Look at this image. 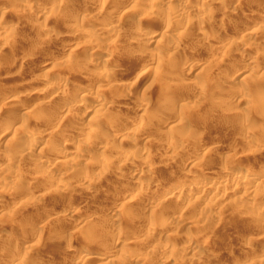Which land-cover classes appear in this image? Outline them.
Masks as SVG:
<instances>
[{"label": "rangeland", "instance_id": "1", "mask_svg": "<svg viewBox=\"0 0 264 264\" xmlns=\"http://www.w3.org/2000/svg\"><path fill=\"white\" fill-rule=\"evenodd\" d=\"M1 1L0 26L8 23L13 33L9 43H0V113L4 115L0 153L6 155L0 158V169L10 170L0 192V264L20 260L23 264H264V260L253 262L264 248V196L245 199L240 190L230 197L223 193L238 188L237 181L223 193L218 183L233 169L258 173V181L264 184V34L246 36L259 27L258 21L264 24L263 0H190L192 8L182 14L184 21L172 27L165 17L167 13L176 15L172 5L177 1L171 6L163 0ZM198 7L203 10L196 12ZM47 8L52 11L40 26L34 19ZM107 22H113L120 33L84 43L87 37L77 32L83 24ZM211 23L218 38L201 33ZM150 34L164 35L167 42L149 43L145 38ZM175 42L183 46L177 52L172 49ZM95 53L107 54L108 64L119 70L98 79L87 75L85 66ZM46 75L50 81L85 86L76 102L73 100L75 105L85 99L109 103V107L89 112L77 107L71 114L52 102L39 114L36 103L42 98L32 95L20 96L10 107L2 106V97L29 84L38 87H34L37 92H45L36 85ZM225 83L226 88L221 89ZM230 86L244 92L245 99L240 101ZM202 88L207 90L204 96ZM164 96L182 98L173 108L167 104L168 98L162 101ZM21 117L38 120L37 125L22 132ZM180 119L187 127L173 126ZM143 121L157 128L143 125ZM82 126H88L89 132L81 133ZM121 126L125 132L118 133ZM54 129L67 140L54 141L48 135ZM135 134L148 142L144 148H126L136 162L125 163L118 156L119 147H126ZM29 136H36L40 146H30ZM88 139L92 140L90 146ZM47 140L52 141L51 149L42 152ZM101 140H108L104 148ZM79 147H87L86 152L79 155ZM23 148L28 154L22 155ZM40 151L44 158L35 162ZM68 159L76 161L62 180L67 186L55 191L52 184L56 180L46 174L57 178L58 169L65 167L62 162ZM143 159L152 166L146 167ZM139 168L142 177L148 173L158 185H147L134 196L139 175L131 173ZM202 172L215 182L205 193L197 192L203 184L194 177ZM87 178L99 181L95 191L84 186ZM179 182H186L187 187L180 196L171 197L169 188ZM14 187L13 194L8 193ZM28 193L34 196L28 198ZM123 193L129 198L118 200ZM153 193L158 198L148 202ZM252 201L261 208L250 209ZM140 216L143 221L134 223ZM111 218L125 223L126 228L119 231ZM150 224L163 233L159 240L146 233ZM167 238L172 241L171 252L161 250ZM189 240L198 242L201 258L186 250ZM122 241L132 246L128 252L113 248ZM76 247L89 255L73 256Z\"/></svg>", "mask_w": 264, "mask_h": 264}, {"label": "bare ground", "instance_id": "2", "mask_svg": "<svg viewBox=\"0 0 264 264\" xmlns=\"http://www.w3.org/2000/svg\"><path fill=\"white\" fill-rule=\"evenodd\" d=\"M1 1V0H0ZM4 1V0H3ZM28 1V0H27ZM31 2H32V0H30ZM61 1H63V0H61ZM130 1V0H129ZM140 1V0H139ZM152 1V0H151ZM164 1V3H167V4H169V5H167V6H171V4L170 3H172V1H177V4H175V5H172L173 7H174V11H175V13H176V15L173 17V16H171L170 14L168 15V13H167V17H165V19L166 20H168L169 22H167L168 24H170L171 26H169V27H172L173 25H175V24H177L176 22H181V20H182V14L185 12V11H187V10H189L190 8H192L191 6H192V4H191V6H190V4H189V1L190 0H163ZM205 1H208L209 2V0H203V2L205 3ZM257 1V0H256ZM2 2V1H1ZM263 2H264V0H263ZM33 3V2H32ZM134 3H136V0H135V2ZM154 3V2H153ZM152 3V4H153ZM156 3V2H155ZM159 3H161V2H159ZM163 3V2H162ZM34 4V3H33ZM32 4V5H33ZM38 4V3H37ZM138 4V3H137ZM2 5V4H1ZM31 5V4H30ZM34 6V5H33ZM204 6V5H203ZM226 6V5H225ZM201 7V6H200ZM200 7H198V8H196L195 9V11L196 12H200V11H202L203 9L202 8H200ZM228 7V6H227ZM234 7H235V5H234ZM234 7H233V9H234ZM194 8V7H193ZM230 8V7H229ZM224 9H225V7H224ZM223 9V10H224ZM103 10V9H102ZM227 10H228V8H227ZM227 10H226V12H227ZM50 11H52V9L51 10H48V8L46 9V10H44V11H42L40 14H39V16L36 18V19H34V21H38V23H39V25H40V23L43 25V24H45L46 23V21H48V15L50 14ZM230 11H233V10H231L230 9ZM6 13V11L4 10V11H2V16L4 15ZM78 13V12H77ZM98 13V12H97ZM101 13V12H100ZM228 13V12H227ZM174 14V13H173ZM224 14V13H223ZM223 14H222V16L221 17H223ZM97 15V14H96ZM99 15V14H98ZM221 15V14H220ZM226 15V14H225ZM246 15H249V14H246ZM244 16V15H243ZM96 17V16H95ZM226 17V16H225ZM241 17V16H240ZM220 19V18H219ZM219 19H217V20H219ZM249 19V18H248ZM97 20V19H96ZM215 20V19H214ZM221 20V19H220ZM219 20V21H220ZM241 20V19H240ZM244 20V19H243ZM242 20V21H243ZM257 20V19H256ZM32 21V20H31ZM81 21V20H80ZM98 21V20H97ZM182 21H184V20H182ZM222 21V20H221ZM220 21V22H221ZM224 21V20H223ZM225 21H226V19H225ZM241 21V22H242ZM248 21V20H247ZM263 21V20H262ZM9 22V21H8ZM67 22V21H66ZM82 22H84V21H82ZM95 22V21H94ZM101 22V21H100ZM227 22V21H226ZM245 22V21H244ZM243 22V23H244ZM253 23H254V21H252ZM256 22V21H255ZM69 23V22H68ZM86 23V22H85ZM103 23V22H102ZM246 23V22H245ZM252 23V24H253ZM6 24H8V23H6ZM6 24H5V26H0V43H1V45L2 46H4V44H7V43H9L10 42V40H11V33H13V31H12V26H10L11 27V29H10V27H7L6 26ZM63 24V23H62ZM95 24V23H94ZM118 24V23H117ZM196 24V23H195ZM199 24V23H198ZM227 24V23H226ZM242 24V23H241ZM66 25V24H65ZM197 25V24H196ZM231 25V24H230ZM256 25L257 26H259L257 29H255V30H252V31H250L249 33H247V35L246 36H249L250 38H257L261 33L260 32H262L263 34H264V24H262L261 22H257L256 23ZM41 26V25H40ZM243 26V25H242ZM214 27H215V24H213V23H211L209 26H206V28L203 30V31H201V33L204 35V37L206 36H217V38L219 37L218 36V34H217V32L215 33L214 32ZM220 26H218L217 28L218 29H222L221 27L219 28ZM224 27V26H223ZM77 28V27H76ZM174 28V27H173ZM138 29V28H137ZM11 30V31H10ZM40 32V31H39ZM77 32L80 34V35H82V36H84L85 38L87 37V39L86 40H83V42L85 41L86 43L87 42H89V43H91L90 41H94V40H96L97 41V39L99 40L100 39V37L102 36V35H105V36H113V35H117V33H120L119 32V30H117V26L113 23V22H107V23H105V24H103V25H101V26H98L97 24H95V25H85V24H83V25H81V27H78L77 28ZM76 32V33H77ZM149 32V31H148ZM36 33V32H35ZM51 33V32H50ZM152 33V32H151ZM260 33V34H259ZM246 34V33H245ZM224 36V35H223ZM22 38H24L23 36H22ZM249 38V39H250ZM20 39V38H19ZM145 39H147V41L150 43V42H155V43H161V42H167V38H165V36L164 35H161V36H157V34L156 35H151L150 34V36L148 35ZM112 40V39H111ZM226 40V39H225ZM21 41V40H20ZM19 41V42H20ZM23 41V40H22ZM50 41V40H49ZM146 41V40H145ZM263 41V40H262ZM19 42H16V43H19ZM82 42V43H83ZM84 42V43H85ZM225 42V41H224ZM227 42V41H226ZM81 43V42H80ZM81 43V44H82ZM107 43V42H106ZM145 43H147V42H145ZM154 43V44H155ZM176 43V44H175ZM173 45V52H177V51H179V49L181 48V47H183V46H181L180 47V45H179V43L178 42H175ZM20 44H22V43H20ZM93 44V43H92ZM101 44V43H100ZM110 44V43H109ZM247 44V43H246ZM15 45V44H14ZM19 45V44H18ZM39 45V44H38ZM82 46V45H81ZM6 47V46H5ZM16 47H17V45H16ZM21 47V46H20ZM20 47H19V49H20ZM23 47V46H22ZM109 47V46H108ZM70 48V47H69ZM166 48V47H165ZM171 48V47H170ZM71 49V48H70ZM69 49V51H71V54H73L74 52V49L72 48V50H70ZM182 49V48H181ZM188 49V48H187ZM18 50V49H17ZM93 51H94V48H93ZM96 51V50H95ZM184 53V52H183ZM109 54V53H108ZM85 57V56H84ZM159 57V56H158ZM71 58V57H70ZM109 58L110 57H108V55L107 54H97V53H95L94 55H92L90 58H88L89 60H88V64H87V66H85V67H88L86 70H85V73L87 74V75H89V76H93L94 78H100V77H104V75H110L111 73H113L115 70H116V68H115V66L113 67V66H110L109 64H108V61H109ZM73 59V58H72ZM252 59V58H251ZM254 59V58H253ZM86 60H87V58H86ZM151 60H152V58H151ZM68 61V60H67ZM150 61V60H149ZM158 61V60H157ZM62 62V61H61ZM66 62V61H65ZM254 62H253V60H249V64H253ZM58 64V63H57ZM151 64V63H150ZM185 64V63H184ZM184 66V65H183ZM98 68H100L101 69V71H98L97 69ZM115 68V69H114ZM195 68V67H194ZM117 70H119V69H117ZM116 70V71H117ZM84 71V70H83ZM115 71V72H116ZM114 72V73H115ZM199 72V71H198ZM119 73V72H118ZM102 75V76H101ZM218 75V74H217ZM249 75L250 74H248L247 73V76H246V78L247 77H249ZM77 77V76H76ZM1 78V77H0ZM50 78V77H49ZM73 78V77H72ZM119 78V77H118ZM2 79V78H1ZM104 79V78H103ZM219 81V80H218ZM223 81H224V78H223ZM222 82V81H221ZM38 85H36V86H40V87H42V89H44V91L46 92H37L36 90H37V88L34 86L35 84L34 83H32V85L36 88V90L34 89V87H32L30 84L29 85H26V87L23 89L22 88V90H13V92L11 93V95H6V96H4V97H2V106L3 107H7L10 103H12L13 101H15L16 99H18L20 96H24V95H28V96H30V95H32V96H34L35 98H42V100L40 101L39 99H37V100H39V102H37L36 104H37V107H38V109H40L39 110V114H40V111L42 110L43 111V113H45L44 112V110H46V108L47 107H45L46 105H50L52 102H54V103H58L59 105H60V108H63V109H65V110H67V113L70 111V113H71V111L73 112V110L75 111V109L77 108V107H79V109L81 108V109H83V111L84 110H86L87 112H89L91 109H94L95 107H98V109H100L99 107H109V103H104V102H101V101H99L98 102V100L97 101H94V102H89V101H85V99H84V101H81V102H79V104L78 105H75L74 103H72L73 102V100H75V98L77 99V95L78 94H80L81 92H83L84 91V89H85V86H81V87H76V86H71V85H69V83H67V82H64V81H50L49 79H48V75H46V76H44L42 79L40 78V80H38ZM220 83V82H219ZM224 83V82H223ZM118 84H120V83H118ZM203 84V83H202ZM121 85V84H120ZM204 85V84H203ZM202 85V86H203ZM226 83L223 85V84H221L220 85V88L221 89H224V88H226ZM112 87V86H111ZM204 87V86H203ZM219 87V86H218ZM232 87V88H231ZM108 88H110V87H108ZM119 88V87H118ZM117 88V89H118ZM217 88V87H216ZM17 89V88H16ZM40 89V88H39ZM230 89L232 90V91H234V92H236V97H238L239 98V100L240 101H243L244 99H245V94H244V92H237L236 91V89H235V87L234 86H230ZM127 90V89H126ZM42 91V90H41ZM201 91V94L204 96V94L206 95V92H207V90H206V88H202V90H200ZM98 92V91H97ZM100 92V91H99ZM127 93V92H126ZM200 94V96H202ZM1 96H3V95H1ZM22 96V97H23ZM131 96V95H130ZM176 96H178L177 94H176ZM247 96V95H246ZM33 97V98H34ZM171 97H172V95H171ZM168 98V97H167ZM165 98V96L162 98V101H164V103L165 102H167L168 101V103L167 104H169V106H173V108H175L177 105H178V103L181 101V96H179V97H174V98ZM20 99V98H19ZM83 99V98H82ZM128 99H130V97L128 98ZM166 99H167V101H166ZM80 99H78V101H79ZM75 102H76V100H75ZM127 102L128 101H124V105H127ZM57 104V105H58ZM128 104H129V102H128ZM1 106V105H0ZM145 108H148L149 106H150V101L149 102H146L145 103ZM175 106V107H174ZM2 107V108H3ZM8 107H10V106H8ZM170 108V107H169ZM172 108V109H173ZM3 109H5V108H3ZM0 110H1V107H0ZM62 110V109H61ZM101 110V109H100ZM58 111V110H57ZM77 111H78V108H77ZM58 113H59V111H58ZM97 113V112H96ZM72 114V113H71ZM83 114V113H82ZM99 114V113H98ZM6 116V115H5ZM22 116V115H21ZM23 117V116H22ZM21 117V118H22ZM42 117H43V115H42ZM3 118H4V115H3V113L1 112L0 113V122L3 120ZM6 118V117H5ZM59 118V117H58ZM93 118V117H92ZM39 119V118H38ZM94 119V118H93ZM146 121V120H145ZM151 121V120H150ZM38 122V120L37 121H35L34 120V122L33 121H30V119L28 120V119H26V117L25 118H22L21 120H20V128L22 129V132H23V129H28V128H31V126L32 125H37L36 123ZM156 122V121H155ZM152 123V122H151ZM148 124H150L149 122H144L143 121V125H146V126H151V127H153V128H157V126L156 125H148ZM156 124V123H155ZM99 125V124H98ZM142 125V126H143ZM186 124H185V122H184V120H178L175 124H173V126L175 127H187V126H185ZM35 126H34V128H35ZM51 126V125H50ZM100 126V125H99ZM102 126V125H101ZM170 126H172V125H170ZM122 127V126H121ZM121 127H119L118 128V130H117V132L118 133H121V132H123L124 130H123V127L121 128ZM19 128V129H20ZM149 128V127H148ZM126 129V128H125ZM4 130V129H3ZM34 130V129H33ZM89 127L88 126H82L81 127V129L79 130L81 133H83V132H89ZM19 131V130H18ZM153 131V130H152ZM25 132V131H24ZM79 132V133H80ZM125 132V131H124ZM33 133V132H32ZM59 133V130L58 129H54V130H52L48 135H50L51 136V138H54V141L56 140V141H58V140H63L64 142H65V140H67V139H65V137L63 138L62 137V135H60V134H58ZM83 135V134H82ZM107 135V134H106ZM114 135V134H113ZM50 136L48 137V138H50ZM139 136V135H138ZM138 136H136V134L133 136V138L132 139H130V141H129V144L125 147H119V152H118V156H119V158H121L125 163H133L134 161L136 162V160H135V157H133V156H131V154H129V153H127V152H125V149L126 148H129V146H130V148L131 147H133V146H141V147H145L146 146V144H147V142H148V140H146L145 138L143 139V138H141L140 140H139V138H138ZM95 137V136H94ZM110 137V136H109ZM47 138V139H48ZM89 138H90V136H89ZM28 139V142H29V145L30 146H32V145H34V146H40V144H41V142H40V140H38L37 138H36V136L35 137H28L27 138ZM102 139V138H101ZM97 140V139H96ZM109 140V139H108ZM108 140L106 141H104V140H101V144H103L102 146H103V148L105 147V145L107 144V142H108ZM113 140V139H112ZM88 141V143H87V145L89 144V146L91 145L90 144V142H92V140H87ZM52 141L50 140H47V142H45V143H43L44 145H43V147H42V152H44V151H46V150H48L51 146H52V143H51ZM50 143H51V145H50ZM99 143V147L101 146V144ZM150 144V143H149ZM29 146V147H30ZM29 149V148H28ZM51 149V148H50ZM87 149V147H79V149H77L78 151H77V153H79V155H81L82 154V152L84 151V150H86ZM105 150V149H104ZM104 150H102V152H101V156H104V154H105V151ZM126 150H128V149H126ZM41 151H40V153L39 154H37V156H36V158H35V162H42V160H43V158H44V156H43V154L41 153ZM21 152H22V155L23 154H28V150H27V148H23L22 150H21ZM84 152H86V151H84ZM128 152H130V151H128ZM78 155V154H77ZM136 156V155H135ZM4 157H6V155H3V154H1L0 153V158H4ZM12 159V158H11ZM80 159V158H79ZM75 159H71V160H67V161H64V162H62V163H64L65 164V167L63 166V167H61V169H58V175H57V173H56V175H57V178H56V176H53V174L51 173H48V174H46V176L47 177H50L51 176V178L52 179H55L56 181H55V183H51L52 185H55V187L56 188H54V190L56 191V190H58V189H63V188H65L66 186H67V184H65L64 185V183H63V179H64V177L68 174V173H70L73 169H72V166L73 165H75ZM143 161V164L147 167V166H149V168L152 166L151 165V163L148 161V159H143L142 160ZM64 164H62V165H64ZM87 165H88V163H87ZM122 165H123V163H122ZM135 165V164H134ZM136 166H137V164H136ZM135 166V167H136ZM74 168V167H73ZM137 168V167H136ZM54 171V170H53ZM192 171V170H191ZM13 172V171H12ZM144 172V171H143ZM184 172V171H183ZM186 173H187V171H185ZM121 175L123 174L122 172H119ZM185 173V174H186ZM189 171H188V173L186 174V175H188L189 176ZM229 174H230V176H227V177H225L224 179H222V180H220L218 183H219V185H220V187L219 188H221L222 190V193H223V191L225 190V188L227 187L228 188V185H232V184H234L233 183V181H237V185H238V188H234L231 192H230V194H227L228 193V190L227 191H224L225 193H223V195L225 194V195H228V196H234V194H236V193H238L240 190H241V192H243L242 193V197L241 198H245V199H248V198H252V199H254V197L253 196H261L262 197V199H263V196H264V184L262 183V182H259L258 181V179H259V175H258V173H250V174H244V172L242 171V172H240V170L239 171H234L233 169L232 170H230L229 172H228ZM10 174V170L8 169V168H4V169H0V192H2V185H1V183H2V181L4 180V178H6L7 177V175H9ZM125 174V173H124ZM131 174H134L133 175V177L134 176H136V175H139V178L135 181V193H134V196H136L139 192H141V190L142 189H144V188H146V186L147 185H153V186H156L157 187V185H158V180L157 179H155V178H153V177H151L148 173H146L148 176L147 177H142V170L139 168V169H136L135 170V173H134V171H133V173H131ZM146 174H144V175H146ZM154 174V173H153ZM155 175V174H154ZM262 175V174H261ZM13 176V175H12ZM15 176V175H14ZM19 176V175H18ZM195 179H196V181H199L200 183H202L203 185H201L200 187H198V189H197V192H200V193H205L206 192V190L207 189H210V187L215 183L214 182V180L212 179V177H210L209 176V174L207 173V172H202V173H198V174H196L195 176ZM193 177V178H194ZM195 181V180H194ZM39 182V181H38ZM99 181L98 180H96V179H93V178H87L85 181H84V186L88 189V190H92V191H95V189H97V187H99ZM65 186V187H64ZM76 186V185H75ZM185 187H187V183L186 182H179L178 184H176V185H174V186H172L171 188H169V192H170V195H171V197H178V196H180L181 194H182V191H183V189L185 188ZM85 188V189H86ZM11 189V191L10 192H8V193H10V194H13L12 192L13 191H15V187L12 189V188H10ZM224 189V190H223ZM29 191V190H28ZM97 191V190H96ZM113 191H114V189H113ZM120 191V190H119ZM131 191V190H130ZM136 191H137V193H136ZM145 191V190H144ZM112 192V191H111ZM127 192V191H126ZM129 192V191H128ZM133 192V191H132ZM131 192V193H132ZM168 192V193H169ZM31 193V192H30ZM28 193L27 194V197L28 198H31V196H34V195H31V194H33V193ZM151 193V192H150ZM220 193V192H219ZM218 193V194H219ZM6 193H4V195H5ZM44 194V193H43ZM115 194H118V193H116L115 192ZM128 194V193H127ZM156 194V193H155ZM154 193L153 194H151V196L148 198V202H151V201H154V200H156V198H158V196L157 195H155ZM259 194V195H258ZM110 196H111V194H109ZM126 194L125 193H123L122 195L120 194L119 196H121V197H119V199L118 200H124L125 198H129V195L128 196H125ZM36 196V195H35ZM114 196V195H113ZM118 196V195H117ZM134 196H132V198L134 197ZM116 197V196H115ZM169 197V196H168ZM216 197V196H215ZM12 198V197H11ZM27 198V199H28ZM35 198V197H34ZM33 197H32V199H34ZM112 198V197H111ZM10 199V198H9ZM162 199V198H161ZM223 199H225V198H223ZM240 200V199H239ZM8 201H10L11 202V200H8ZM257 201V200H256ZM125 202V201H124ZM150 204V203H149ZM19 205V204H18ZM148 205V204H147ZM159 205V204H158ZM154 206H156V205H154ZM248 206H249V208L250 209H257L258 210V208H261V205H260V203H258V202H255V201H252L251 203H249L248 204ZM148 207H149V205H148ZM69 210V209H68ZM120 210V209H119ZM209 213V212H208ZM116 215V214H115ZM119 215V214H118ZM31 216V215H30ZM116 217V216H115ZM136 217V216H135ZM110 218V217H109ZM132 219V218H131ZM137 219V220H136ZM135 219V222L134 223H136V224H138V223H140V222H142L143 220H142V216H140V217H137ZM17 220V219H16ZM111 220L113 221V225L115 226V228H117L119 231L120 230H123L124 228H126L125 227V223H122L121 221H117V219L116 220H114V219H112L111 218ZM122 220V219H121ZM27 221V220H26ZM29 221V220H28ZM86 221H90V219L89 220H86ZM134 221V220H133ZM13 222V221H12ZM176 222V221H175ZM177 222H178V220H177ZM27 224H28V222H26ZM29 223H30V221H29ZM110 223V222H109ZM26 224V225H27ZM61 224V223H60ZM177 224H179V223H177ZM25 225V226H26ZM29 225V224H28ZM112 225V226H113ZM58 226V225H57ZM106 226V225H105ZM104 226V228L106 229V227ZM177 226V225H176ZM2 228V227H1ZM0 228V232L1 231H3V229H1ZM60 228H63V227H60ZM103 228V229H104ZM108 228V227H107ZM110 228V227H109ZM112 228V227H111ZM128 228V227H127ZM51 229V228H50ZM58 229V228H57ZM55 231V230H54ZM145 231H146V233L147 234H150V235H152V236H154L155 237V239L156 240H159L160 239V237L163 235V233H161V232H157L154 228H153V226H151V224H150V226H148L146 229H145ZM51 232H53V231H51ZM116 232V231H115ZM55 233V232H54ZM117 233H122V232H117ZM176 233V232H175ZM3 234H4V232H3ZM98 234H101V233H98ZM173 234V233H172ZM170 235V236H173V235ZM90 236V235H89ZM1 237V236H0ZM169 237V236H168ZM117 239H119V238H117ZM254 238H252V240H253ZM1 240V239H0ZM59 240V239H58ZM129 240V239H128ZM259 240V239H258ZM94 241V240H93ZM127 241V240H126ZM126 241H122L121 243H114V249L116 250V251H118V252H126L130 247H132V246H130V243H128V242H126ZM3 242V241H2ZM116 242V241H115ZM172 242V241H171ZM169 240H168V238L165 240V242H164V245L162 246L161 245V250L162 251H170L171 252V250L173 249V247H171V245L172 244H170L171 243ZM196 243H198V242H195V240L193 241V240H189V242L187 243V245H186V250L187 251H190V252H193L194 254H195V256L196 255H199L200 256V258H201V256H203V250L201 251V248L196 244ZM26 246V245H25ZM29 246V245H28ZM130 246V247H129ZM21 248V247H20ZM23 248V247H22ZM24 248H26V247H24ZM23 248V250H28V249H24ZM153 248V247H152ZM110 249H112V248H110L109 247V250ZM154 249V248H153ZM152 249V250H153ZM261 249V248H260ZM19 250V249H18ZM113 250V249H112ZM155 250V249H154ZM159 249H157V251H158ZM259 251V250H258ZM112 252V251H111ZM128 252V251H127ZM131 252V251H130ZM84 255L85 257L86 256H88L89 255V252H86V253H82V248H78V247H76L75 249H74V252H73V256H75V257H77V256H79V255ZM205 254V253H204ZM257 255L260 257L258 260L256 259V260H253V262H256V263H258V262H260V261H262V260H264V248H262V250H260L258 253H257ZM137 256V255H136ZM80 257H82V256H80ZM90 257V256H89ZM88 257V258H89ZM91 258V257H90ZM94 258V257H93ZM150 258V257H149ZM83 259H84V257H83ZM85 259H87V258H85ZM191 260H194L193 259V257H191ZM175 261V260H174ZM53 263V262H52ZM175 263H177V262H175ZM13 264H23V261H15Z\"/></svg>", "mask_w": 264, "mask_h": 264}]
</instances>
